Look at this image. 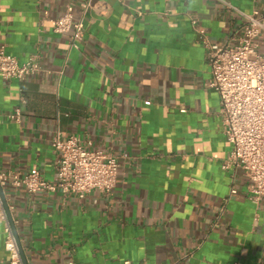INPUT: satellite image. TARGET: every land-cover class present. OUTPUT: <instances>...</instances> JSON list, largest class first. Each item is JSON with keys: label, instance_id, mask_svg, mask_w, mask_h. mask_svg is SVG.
I'll return each mask as SVG.
<instances>
[{"label": "crops", "instance_id": "0c3cea01", "mask_svg": "<svg viewBox=\"0 0 264 264\" xmlns=\"http://www.w3.org/2000/svg\"><path fill=\"white\" fill-rule=\"evenodd\" d=\"M87 1L0 0V48L42 64L23 81L0 75V172L55 182L60 132L120 163L110 195L6 190L29 264H264V208L242 169L222 167L231 146L204 44L241 38L245 20L226 3L264 14V0H90L74 50L55 22L80 20ZM5 242L0 221V264Z\"/></svg>", "mask_w": 264, "mask_h": 264}, {"label": "built area", "instance_id": "2783aa9c", "mask_svg": "<svg viewBox=\"0 0 264 264\" xmlns=\"http://www.w3.org/2000/svg\"><path fill=\"white\" fill-rule=\"evenodd\" d=\"M226 6L241 14L245 20L241 38L236 44L221 46L204 42L209 50L212 74L208 87L220 96V116L231 146L229 157L222 167L226 171L242 169L252 182L253 202L264 208V54L258 50V41L264 34V14L257 11L245 14L229 3ZM81 7L83 17L80 20H75L69 12L55 22V33L68 35L74 50H80L84 40L91 1ZM193 25L196 26L197 21H193ZM200 33L205 35L203 30ZM41 70L38 54L21 63L7 53L5 46L0 48V75L5 81H23L38 75ZM146 104L151 105L152 102ZM22 115V110L16 108L8 118L20 122ZM52 147L58 154L55 182L47 181L37 168L26 174L6 170L0 172L4 193L7 189H25L32 195L59 193L65 197L73 195L84 199L94 191L110 195L116 188L120 163L114 155L95 149L92 142L86 144L78 136L65 137L61 132L55 136ZM232 194H237V191L232 190ZM9 210L13 213L15 207L9 205ZM0 221L5 228V248L10 264H24L1 196Z\"/></svg>", "mask_w": 264, "mask_h": 264}, {"label": "water", "instance_id": "95a60500", "mask_svg": "<svg viewBox=\"0 0 264 264\" xmlns=\"http://www.w3.org/2000/svg\"><path fill=\"white\" fill-rule=\"evenodd\" d=\"M0 196L2 198V202L4 204L5 210H6L7 214H8L10 223H11L12 228H13V231L15 233V236H16V239H17V242H18V246H19V249H20V253H21L22 260H23L24 264H29L28 259H27V256H26V253H25L24 248H23V245L21 243V240H20V237H19V234H18L16 225H15L14 218L12 216V213L9 210V204L7 202V199L5 197L4 190L1 187V185H0Z\"/></svg>", "mask_w": 264, "mask_h": 264}]
</instances>
